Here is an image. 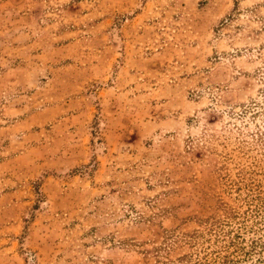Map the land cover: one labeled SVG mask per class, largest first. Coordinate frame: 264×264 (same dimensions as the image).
I'll return each mask as SVG.
<instances>
[{
    "label": "rangeland",
    "instance_id": "374dc122",
    "mask_svg": "<svg viewBox=\"0 0 264 264\" xmlns=\"http://www.w3.org/2000/svg\"><path fill=\"white\" fill-rule=\"evenodd\" d=\"M0 264H264V0H0Z\"/></svg>",
    "mask_w": 264,
    "mask_h": 264
}]
</instances>
